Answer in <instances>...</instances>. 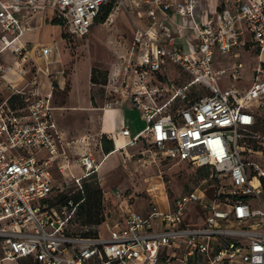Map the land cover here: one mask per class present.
Wrapping results in <instances>:
<instances>
[{
  "label": "built area",
  "instance_id": "2783aa9c",
  "mask_svg": "<svg viewBox=\"0 0 264 264\" xmlns=\"http://www.w3.org/2000/svg\"><path fill=\"white\" fill-rule=\"evenodd\" d=\"M107 1L0 0V262L264 264V131L255 129L264 115V0H223L208 12L199 0L146 1L130 56L104 85L105 108L129 99L146 121L118 149L145 141L151 156L204 174L180 197L165 194L164 208L150 201L145 212L130 208L115 188L117 216L105 217L95 236L67 232L74 204L51 196L54 173H64L69 159L52 91L41 92L35 63L57 44L29 46L22 37L32 29L30 19L47 10L65 32L85 36ZM174 15L188 19L186 25ZM252 44L259 65L249 87L221 89L218 78L227 70L213 65L215 55L234 59L230 76L237 80L239 46ZM171 68L190 79L176 89L160 84ZM192 90L205 93L189 98ZM118 133L129 136L124 126ZM76 164V182L100 166L90 153Z\"/></svg>",
  "mask_w": 264,
  "mask_h": 264
},
{
  "label": "rangeland",
  "instance_id": "374dc122",
  "mask_svg": "<svg viewBox=\"0 0 264 264\" xmlns=\"http://www.w3.org/2000/svg\"><path fill=\"white\" fill-rule=\"evenodd\" d=\"M112 3L111 12L105 21H95L85 36L80 37L67 32L65 34V29L60 28L61 36L65 39L63 42H57V51L63 58V71L55 78L58 83L50 78L52 104L56 107L53 114L69 159V168L64 173H54L55 182L51 197L55 201L59 197H70L80 192L83 184L97 186L101 193L98 216L102 220L118 214V202L111 194L115 188L124 193V200H127L130 208L145 212L150 201L159 208H164L165 194L169 199L174 196L180 197L187 189L199 182L204 174L203 171L192 170L182 162L151 156L153 149L145 141L126 146L125 152H113L115 154L108 157L106 162L103 161L97 123L100 113L110 98L105 84L102 86L90 83L88 73L92 67L98 68L106 73L107 80V75L110 76L113 71H117L126 63L130 56L134 30L140 25V21H143L140 14L145 10L142 4L125 6L119 0H113ZM56 35H58L56 29L46 26L35 32L33 36L41 42H48ZM239 52L238 60L243 63V67L237 70L239 75L237 80H233L230 76L233 71L230 65L234 59L220 54L214 57L213 65L224 66L227 70L226 74L218 78L221 89L229 88L234 84L245 91L253 81L254 70L259 65L257 48L253 44L249 48L239 46ZM262 59L264 60V52ZM40 64L44 66L42 62ZM261 69L264 72V63ZM167 71L168 78L158 79L160 84L167 83L169 87L173 85L176 89L190 79V76L182 74L178 69L171 68ZM99 77L98 81H101V75ZM198 86L201 84L196 85ZM44 87L47 89L48 85L45 84ZM163 93V98L166 99L171 91ZM203 93L205 91L192 90L189 98ZM144 101L148 100L144 99ZM122 106L121 108L129 107L140 111L130 101ZM255 129L264 131V115L257 116ZM248 144H254V141L249 140ZM147 149L150 151L148 152ZM81 153H90L102 167L100 165L97 173L92 177L82 178L76 182L75 178L81 174V168L76 164ZM252 158L255 159V155ZM208 194L211 195V192ZM261 198L264 199V188ZM99 228H102V223L82 224V217L77 216L75 212L67 225V231L77 233L97 231ZM0 263L34 264L30 259L25 258L16 261L3 260Z\"/></svg>",
  "mask_w": 264,
  "mask_h": 264
},
{
  "label": "crops",
  "instance_id": "0c3cea01",
  "mask_svg": "<svg viewBox=\"0 0 264 264\" xmlns=\"http://www.w3.org/2000/svg\"><path fill=\"white\" fill-rule=\"evenodd\" d=\"M121 1L125 6L126 5L131 6L132 4H134L132 6H139L142 4L143 8L144 7L146 8L148 6L146 3V1L148 0H124V1L121 0ZM222 2L223 0H199V6L200 8L205 9V11L208 12L210 9L220 6ZM50 17H51V12L47 10L42 15L35 16L32 19H30L29 25L32 27V29L23 34L22 37L23 41L26 42L29 46L39 45V44L46 45L51 42H56V44L58 45L57 42L59 41L63 42L64 38H62L60 33V28H61L60 25L53 24L50 20L51 19ZM174 19L179 23H183L184 25H186L188 21V19L179 17L177 15H174ZM46 26H52L54 30L56 29V34L58 33V35L53 37L48 42H41L33 35L35 34V32L39 31L42 27H46ZM139 26H143V21H140ZM184 35L185 37L189 38L188 36L189 31L185 29ZM41 62L44 64V66H41L40 64ZM35 63L39 67V70H37L36 72V76L39 83H41L40 84L41 92L44 93L47 91H51L52 89H51L50 78H53L55 80L56 76L63 71V58L61 57L60 54H58V51L56 50L49 53L47 57H41L36 59ZM89 74H90V70L88 73V80H89ZM56 83L58 82L56 81ZM45 84L48 85L47 89L46 87L43 88V85ZM129 101H130L129 99H125L123 101V104L128 103ZM121 106L104 108L99 116V120L97 123L99 138L102 134H104L106 137L111 138L114 143L113 151L107 154L103 153L104 155L103 161H105L106 159H108V157H110L111 155L115 154L118 151L120 153L125 152L126 146L124 147V149L120 148L121 150H119L118 148L121 147L126 140L133 139L134 137L139 135V133L144 129L146 125V121L144 120L141 111H135L129 107L121 108ZM123 126L127 127L129 130V136H127L126 138L122 137L118 133ZM100 167H102V165Z\"/></svg>",
  "mask_w": 264,
  "mask_h": 264
},
{
  "label": "trees",
  "instance_id": "16d2710c",
  "mask_svg": "<svg viewBox=\"0 0 264 264\" xmlns=\"http://www.w3.org/2000/svg\"><path fill=\"white\" fill-rule=\"evenodd\" d=\"M113 0H108L101 8L99 15L95 19L97 22H103L108 17L109 13L111 12ZM53 24L61 25L60 21L53 18L51 20ZM66 34V32H65ZM63 34V35H65ZM66 37V35L64 36ZM65 39V38H64ZM101 75V81L99 80V76ZM89 81L92 84H101L102 86L106 82V73L102 72L100 69L92 67L90 69L89 74ZM100 145L101 151L104 154H107L114 150V143L111 138L106 137L104 134L100 136ZM93 176V175H92ZM91 176V177H92ZM100 189L97 186H91L88 184H83V188L80 192H77L70 197H59L56 201L67 203L68 200H71L74 204V212L77 216L82 217V224L84 225H96L102 223V219L98 216L99 213V206H100ZM73 234H78L82 236H95L97 231H86L83 233L77 232H69ZM24 259V258H21ZM25 259H30L34 264H38L33 258L25 257ZM20 260V259H19Z\"/></svg>",
  "mask_w": 264,
  "mask_h": 264
},
{
  "label": "bare ground",
  "instance_id": "6f19581e",
  "mask_svg": "<svg viewBox=\"0 0 264 264\" xmlns=\"http://www.w3.org/2000/svg\"><path fill=\"white\" fill-rule=\"evenodd\" d=\"M113 153V152H112Z\"/></svg>",
  "mask_w": 264,
  "mask_h": 264
}]
</instances>
